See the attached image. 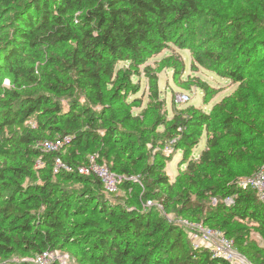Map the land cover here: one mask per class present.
<instances>
[{
    "label": "trees",
    "instance_id": "obj_1",
    "mask_svg": "<svg viewBox=\"0 0 264 264\" xmlns=\"http://www.w3.org/2000/svg\"><path fill=\"white\" fill-rule=\"evenodd\" d=\"M258 4L217 20L198 0H0V264H34L43 251L68 253L77 264H217L147 201L216 227L249 263L264 264V251L231 227L239 219L264 229L255 192L232 181L264 164V0ZM205 18L212 33L197 42ZM170 46L190 50L193 63L238 87L208 113L190 109L156 120L164 130L153 137L122 106L135 91L134 69ZM172 59L166 66L181 74L183 64ZM121 62L128 68L116 69ZM203 132L205 148L192 161ZM65 136L66 164L94 156L125 177L123 204L110 201L97 178L53 174L56 155L39 145ZM169 145L185 166L174 181L163 172ZM199 188L218 198L216 207L192 199Z\"/></svg>",
    "mask_w": 264,
    "mask_h": 264
},
{
    "label": "rangeland",
    "instance_id": "obj_2",
    "mask_svg": "<svg viewBox=\"0 0 264 264\" xmlns=\"http://www.w3.org/2000/svg\"><path fill=\"white\" fill-rule=\"evenodd\" d=\"M198 2L203 7L213 9L217 15V20L230 18L242 12L259 10V0H198ZM260 17L264 20L263 12L260 13ZM202 21H205L204 24L201 25L200 29V26L197 27L198 29L195 30V36L193 37L197 42L204 40L212 33L213 24L206 22L210 21L209 18H205ZM212 21L215 22V19ZM170 47V49H164L158 54L150 55L134 69L135 76H132L131 81L135 86V91L127 95L122 106L125 110H129L131 115L140 116L146 127L154 130L153 137H158L164 130L163 127L155 128L154 122L156 120L166 119V121H170L175 112L181 111L185 113V111L190 109H197L200 112L208 113L216 103L231 96L238 87L237 84H233L231 81L217 76L214 72L209 71L208 68L198 65L195 62L193 63L190 50H180L174 46ZM171 55H173L172 61L179 60L183 64L181 74H173L172 70L166 66L164 59ZM115 68L127 69L128 65L121 62ZM2 85L6 88L10 87L7 80H4ZM202 90H204V93ZM179 94L186 95L188 101L185 103H176L175 96ZM205 98L208 100L207 102L204 101ZM58 102L63 110L69 108L68 99H58ZM79 103L84 104L82 100ZM115 107H119V105ZM28 124L30 126L34 125L32 118L28 121ZM205 140V133L203 132L199 138V143L192 152L193 157L190 158L192 161H197L201 151L204 150ZM164 152L169 154L170 160L165 162L163 172L174 181L178 176H182L185 173V166L179 164L181 153L180 151L177 153L174 152L172 145L171 147L169 145L168 148H165ZM238 170L240 169L235 168V172ZM249 178L243 174H236L232 181L239 183ZM223 183H226V180H223ZM139 186L142 191V186L140 184ZM78 188L77 185H68L66 187L68 190ZM190 193L193 200L196 197H201V206L204 209L214 208L218 203V198L211 197L208 193H205V189H194ZM196 193H198V196L195 195ZM104 195L112 202H121L123 204V199L126 198L127 194L123 189L119 188L116 194ZM223 202L227 204L226 200ZM153 205L160 210L164 217L177 223L181 227L184 221L201 222V219L191 221L185 217H176L161 205L152 202L150 206ZM212 227L217 231L216 227ZM231 227L233 231H237L243 236L246 235L249 242L264 251V229L259 228L257 224L250 220L241 221L239 219H236ZM182 228L186 234L185 228ZM220 233L226 237L223 232ZM229 238L233 239V237ZM54 254L59 256V262L57 264H77L73 256L68 253L57 251ZM11 261L17 262L22 260L15 257ZM26 261L32 262L30 259Z\"/></svg>",
    "mask_w": 264,
    "mask_h": 264
},
{
    "label": "built area",
    "instance_id": "obj_3",
    "mask_svg": "<svg viewBox=\"0 0 264 264\" xmlns=\"http://www.w3.org/2000/svg\"><path fill=\"white\" fill-rule=\"evenodd\" d=\"M187 101L188 97L186 95L179 94L175 96L176 103H185ZM68 142L69 138L65 136L54 140H44L39 145L42 152L56 155L53 159V174L74 173L83 177H94L100 181L106 194H116L125 177L113 173L105 164L97 163L94 156L88 157V161L84 165L71 166L66 164L61 159L60 154ZM41 165L40 163L39 166ZM239 184L252 189L264 208V164L253 176L239 182ZM226 202L227 206L233 203L232 199H227ZM151 204V201L146 203L147 206ZM182 227L186 230L190 247L193 250H206L217 261V264H221L220 262H225L226 264H251L238 253L233 241L223 236L219 231L205 226L202 222L184 221ZM58 257L54 252L43 251L34 257L33 263L57 264L59 262Z\"/></svg>",
    "mask_w": 264,
    "mask_h": 264
}]
</instances>
